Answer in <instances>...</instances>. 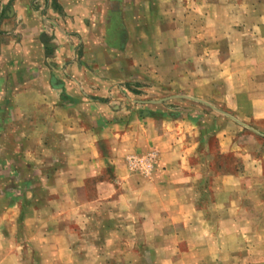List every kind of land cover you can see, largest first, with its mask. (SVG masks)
Wrapping results in <instances>:
<instances>
[{
    "label": "crops",
    "instance_id": "crops-1",
    "mask_svg": "<svg viewBox=\"0 0 264 264\" xmlns=\"http://www.w3.org/2000/svg\"><path fill=\"white\" fill-rule=\"evenodd\" d=\"M235 7L0 0V264H182L183 242L197 249L198 237L181 238L182 226L206 233L192 223L202 213L189 194L197 127L186 117L128 118L108 93L153 79L208 99L225 83L222 102L264 123V15L248 20ZM87 27L100 29L94 42H108V31L124 47L97 51L91 66ZM6 58L19 61L15 72ZM152 149L158 174L138 185L123 158Z\"/></svg>",
    "mask_w": 264,
    "mask_h": 264
},
{
    "label": "rangeland",
    "instance_id": "rangeland-1",
    "mask_svg": "<svg viewBox=\"0 0 264 264\" xmlns=\"http://www.w3.org/2000/svg\"><path fill=\"white\" fill-rule=\"evenodd\" d=\"M229 1L239 5L234 10L244 14L248 20L258 19L260 13L264 15V0ZM252 7H256L254 11ZM85 29L86 54L87 60L92 62L91 66L97 51L122 49L125 45L124 41L116 42L114 35L108 34V31L105 33L108 42L101 45L93 40L95 32L99 33L100 29ZM116 29L124 30L123 27ZM57 31L50 32L52 38H56ZM262 34L264 36V31ZM4 45L9 47L10 43ZM9 50L12 51L6 49ZM27 50H30L29 44ZM16 61L19 62L14 58L12 66L11 58L5 59L3 66L6 72L16 71ZM124 63L128 62L124 60ZM229 77L233 78L232 81L229 79L230 86L236 78ZM224 90L225 83H217L214 96L201 99L190 95L189 91L174 90L171 82L148 79L117 84L108 93L111 106L122 108L128 118L132 115L134 118L146 117L148 114L172 119L186 117L193 120L198 129V153L190 161L193 171L188 174L192 180L189 194L202 213V219H193L192 223L203 226L206 233L192 237L191 229L181 227V238H199L197 243L192 241L197 245V249L192 251L188 250L186 241L183 242L180 252L182 264H264V123L247 121L249 108L223 103L221 96ZM117 109L115 111L120 113ZM149 155L155 156L150 172L143 171L141 167L131 168L128 164L131 156L143 158ZM160 160L159 151L152 149L143 154H127L123 164L140 185L157 176ZM223 175L236 177H230L227 191L222 190ZM128 238L136 242L138 235Z\"/></svg>",
    "mask_w": 264,
    "mask_h": 264
},
{
    "label": "built area",
    "instance_id": "built-area-1",
    "mask_svg": "<svg viewBox=\"0 0 264 264\" xmlns=\"http://www.w3.org/2000/svg\"><path fill=\"white\" fill-rule=\"evenodd\" d=\"M154 155H149L143 158H136L131 156L128 158V164L131 168H142L143 171L150 172V169L153 168Z\"/></svg>",
    "mask_w": 264,
    "mask_h": 264
}]
</instances>
